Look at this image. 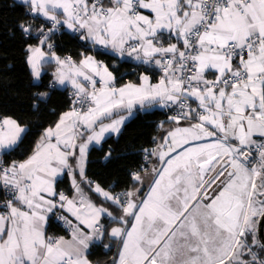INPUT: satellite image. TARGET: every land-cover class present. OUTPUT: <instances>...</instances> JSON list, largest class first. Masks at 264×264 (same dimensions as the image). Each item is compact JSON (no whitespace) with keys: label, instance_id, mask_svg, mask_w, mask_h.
<instances>
[{"label":"snow or ice","instance_id":"obj_1","mask_svg":"<svg viewBox=\"0 0 264 264\" xmlns=\"http://www.w3.org/2000/svg\"><path fill=\"white\" fill-rule=\"evenodd\" d=\"M22 3L47 22L26 48L33 80L54 65L48 88L70 85L73 99L22 161L4 158L29 129L0 116V264H91L88 251L104 238L105 249H118L110 264H264V0ZM18 27L25 36L33 30L32 23ZM62 29L160 75L153 81L141 73L117 87L95 56L57 54L51 39ZM33 97L38 109L50 91ZM153 107L174 114L161 121L156 147L145 150L158 164L148 191L139 172L131 175L141 187L121 193L89 180L90 146L118 135L135 109ZM65 175L72 196L58 190ZM105 217L117 226L106 228ZM51 219L68 226L70 239L47 235Z\"/></svg>","mask_w":264,"mask_h":264},{"label":"trees","instance_id":"obj_2","mask_svg":"<svg viewBox=\"0 0 264 264\" xmlns=\"http://www.w3.org/2000/svg\"><path fill=\"white\" fill-rule=\"evenodd\" d=\"M25 7L22 1L0 0V115L18 119L30 132L20 149L4 158L7 163L26 159L44 129L54 125L61 113L69 108L70 103L68 86L48 88L54 65L47 66V74L43 75L40 81H34L32 78L26 62V48L29 44L37 43L39 36L37 29L44 20L34 19L25 11ZM20 22L33 24V30L29 35L25 36L21 32L18 27ZM51 42L61 57L71 56L78 61L82 52L86 55L91 53L90 46H86L78 37H73L66 31L55 33ZM94 55L109 66V70L117 76L118 84L125 80L137 82L138 74L130 71V68L133 66L142 68V65L119 60L114 55L101 52H94ZM44 91H50V98L46 103H41L38 109H34L33 93ZM134 111L135 114L124 123L117 136L106 137L99 146H91L87 154L86 177L111 192L126 188L132 190L136 186L137 183L133 181L131 173L143 171L142 150L155 146L161 134L162 128L155 127L163 121L164 109L153 107L147 111L140 109ZM110 150L111 156L106 159V154ZM58 190L66 194L71 193L69 176L61 178ZM93 199L98 205L103 204L114 215H118V210L110 207L102 197L93 194ZM104 222L108 229L115 223L106 219ZM47 231L54 235L63 234L62 229L52 219L48 223ZM109 243L110 241L104 238L102 242L90 247L87 257L91 264H110L116 257L118 249L116 246H112L110 250L105 249L103 245Z\"/></svg>","mask_w":264,"mask_h":264},{"label":"crops","instance_id":"obj_3","mask_svg":"<svg viewBox=\"0 0 264 264\" xmlns=\"http://www.w3.org/2000/svg\"><path fill=\"white\" fill-rule=\"evenodd\" d=\"M17 1H22V0H17ZM38 20H44L43 18H37ZM173 42H175V41H173ZM87 55H92V54H87ZM94 56V55H93ZM115 56V55H114ZM115 57H117L119 60H127V59H131V58H127V57H125V58H121V57H118V56H115ZM63 58V57H62ZM96 58V57H95ZM97 59V58H96ZM97 60H99V59H97ZM132 60V62L133 63H135V64H138V65H142V64H140L139 62H137V61H135V60H133V59H131ZM100 61H102V60H100ZM144 66H146V65H144ZM30 69V68H29ZM141 73H144V74H148V75H150L151 77H152V79H153V81H155L156 79H158V77H159V75H160V73H159V71H149L148 70V67L146 68V70H144V71H142ZM141 73H139L138 74V77H139V75L141 74ZM155 75V76H154ZM128 82H131V81H127V80H125L123 83H121V84H118L117 83V87H119V86H121V85H123V84H125V83H128ZM133 83H135V82H133ZM56 87H60V88H66L65 86H56ZM69 87V90L70 91H72V89H71V86L69 85L68 86ZM68 110H70V108H68L67 110H65L64 112H66V111H68ZM64 112H62L61 113V115L64 113ZM134 114H135V111H134ZM133 114V115H134ZM60 115V116H61ZM1 116V115H0ZM60 116H59V118H60ZM59 118H58V120H59ZM57 120V121H58ZM129 120V119H128ZM128 120H126L125 122H127ZM173 125L172 124H167V125H164V128H170V127H172ZM165 133H164V129L162 128L161 129V134H160V136H159V138H158V141H157V143H159L160 142V138H161V136H163ZM111 135H113V136H117V134H111ZM111 135H108V136H111ZM108 136H106V137H108ZM156 143V144H157ZM100 145V144H99ZM99 145H95V146H99ZM93 146V145H92ZM91 147V146H90ZM156 147V145L154 146V148ZM24 160V159H23ZM22 161V160H21ZM87 162V161H86ZM156 166H158V164H157V158L155 157V156H152V157H150V159H149V162H148V165H147V168L145 169V170H143L142 172H140V174H141V176L144 178V180H145V184H144V186H143V192L144 193H146L147 191H148V187H147V183L148 182H150V179H151V176H152V169L154 168V167H156ZM85 169H86V164H85ZM70 178V177H69ZM77 180H79V177L77 176ZM70 182H71V180H70ZM135 187H141V185L140 184H136V186ZM66 194V193H65ZM74 194V192H73V190H72V188H71V193L70 194H67V195H69V196H72ZM114 215V214H113ZM115 216V215H114ZM107 220V221H111V219L110 218H107V217H105V218H102V223H104L105 224V222H104V220ZM48 226V225H47ZM114 226H117V224L116 223H114L111 227H114ZM111 227L109 228V230L111 229ZM46 233H48V231H47V227H46ZM70 233V232H69ZM52 234V233H51ZM53 236H56V237H59V236H64L66 239H70V235L69 234H56V235H54V234H52ZM97 243H99V242H97Z\"/></svg>","mask_w":264,"mask_h":264},{"label":"built area","instance_id":"obj_4","mask_svg":"<svg viewBox=\"0 0 264 264\" xmlns=\"http://www.w3.org/2000/svg\"><path fill=\"white\" fill-rule=\"evenodd\" d=\"M47 22L46 21H41V23H40V25H42V24H46ZM61 31H66V32H68L66 29H62ZM61 31H59V32H61ZM59 32H56V33H59ZM70 33V32H69ZM90 50H91V53L90 54H92V55H94V52H97V51H95V50H93L92 48H91V46H90ZM95 56V55H94ZM127 61H130V62H132V60L131 59H127ZM148 66H144V65H142V68H138V67H136V66H133V67H131V70L130 71H132V72H138V73H141L142 71H144V69L143 68H147ZM125 79H127V78H125ZM69 99H70V103H69V108H71L72 107V103H71V101H72V99H73V97H72V91H70V93H69ZM164 114H165V116H164V119H163V121H167L168 120V117L169 116H171V115H173L174 113L173 112H171V111H168V110H166V109H164ZM168 124H170V123H168ZM159 125L160 124H157L156 125V129H160L161 127H159ZM151 149H154V146H149V147H146V148H144L143 150H142V160H143V165L141 166V170H145L147 167H146V164H148V162H149V159H150V157H148L147 156V153H146V151L145 150H151ZM6 162V161H5ZM11 162V161H10ZM10 162H8V163H10ZM7 163V162H6ZM132 173H136V172H132ZM131 173V174H132ZM106 190V189H105ZM130 189H128V188H126V189H123V190H121V191H115V192H113V193H121V192H124V191H129ZM5 197H4V195H3V193L2 192H0V200H3ZM54 222H56L57 224H58V226L62 229V231H63V234H69V232H70V229L68 228V226L67 225H65L62 221H57V220H55V219H52ZM47 235H49V236H53L50 232H48L47 233Z\"/></svg>","mask_w":264,"mask_h":264},{"label":"water","instance_id":"obj_5","mask_svg":"<svg viewBox=\"0 0 264 264\" xmlns=\"http://www.w3.org/2000/svg\"><path fill=\"white\" fill-rule=\"evenodd\" d=\"M259 232H260V236L262 238V242H264V222L261 223Z\"/></svg>","mask_w":264,"mask_h":264},{"label":"bare ground","instance_id":"obj_6","mask_svg":"<svg viewBox=\"0 0 264 264\" xmlns=\"http://www.w3.org/2000/svg\"><path fill=\"white\" fill-rule=\"evenodd\" d=\"M130 70H131V68H130ZM134 73L139 74L138 72H134Z\"/></svg>","mask_w":264,"mask_h":264}]
</instances>
